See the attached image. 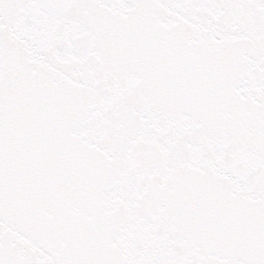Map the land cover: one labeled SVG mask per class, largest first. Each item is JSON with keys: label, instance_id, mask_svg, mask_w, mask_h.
<instances>
[{"label": "snow or ice", "instance_id": "1", "mask_svg": "<svg viewBox=\"0 0 264 264\" xmlns=\"http://www.w3.org/2000/svg\"><path fill=\"white\" fill-rule=\"evenodd\" d=\"M0 264H264V0H0Z\"/></svg>", "mask_w": 264, "mask_h": 264}]
</instances>
